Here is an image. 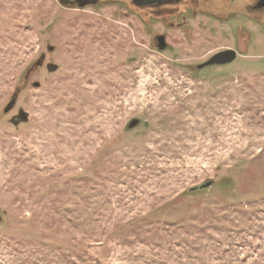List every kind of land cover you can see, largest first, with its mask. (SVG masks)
<instances>
[{"label": "rangeland", "instance_id": "obj_1", "mask_svg": "<svg viewBox=\"0 0 264 264\" xmlns=\"http://www.w3.org/2000/svg\"><path fill=\"white\" fill-rule=\"evenodd\" d=\"M97 1L0 0V264H264V7Z\"/></svg>", "mask_w": 264, "mask_h": 264}, {"label": "water", "instance_id": "obj_2", "mask_svg": "<svg viewBox=\"0 0 264 264\" xmlns=\"http://www.w3.org/2000/svg\"><path fill=\"white\" fill-rule=\"evenodd\" d=\"M97 0H84L82 1L79 5L80 6H84V5H87V4H94L96 3ZM146 2H152V0H146ZM255 8H261V7H264V0H259L255 6ZM155 40H156V44L158 45L159 48L161 49H164L166 48L167 44H166V41H165V37L164 35H157L155 36ZM49 50H52V47H48ZM236 55H237V52L234 50V49H231V48H228V49H225V50H222V51H219L213 55H211L206 61H204L203 63L199 64L197 67L198 68H203V67H206V66H211V65H225V64H229L231 62H233L236 58ZM42 63V58L39 59L38 61H36L32 66H30L25 74H24V80H26L28 78V76L30 75V73L35 69L36 66L40 65ZM47 69L48 71H54L56 69V65L52 64V63H49L47 64ZM34 86L38 87L39 86V83L38 82H35L34 83ZM18 90L16 88V91H14V93L12 94L9 102L7 103V105L4 107V112H7L9 111L15 101H16V97L18 95ZM26 121L27 120V116H26V113L24 112H19L18 113V116L16 117H13L11 119V122L13 124H16L18 121ZM138 123V120H133L130 124H129V127H132L134 125H136ZM209 185V183H204L202 186H200L201 188L203 187H207ZM195 187L191 188L194 189Z\"/></svg>", "mask_w": 264, "mask_h": 264}, {"label": "flooded vegetation", "instance_id": "obj_3", "mask_svg": "<svg viewBox=\"0 0 264 264\" xmlns=\"http://www.w3.org/2000/svg\"><path fill=\"white\" fill-rule=\"evenodd\" d=\"M63 3H66L67 5H77L75 4V2L77 3H80L84 0H61ZM168 1H172V0H152V2H146V0H133V3L134 5H136L137 7H140V8H146L147 7H150V6H153V7H156V6H160ZM98 2V1H97ZM96 2V3H97ZM90 5H93L90 3ZM255 8V7H253Z\"/></svg>", "mask_w": 264, "mask_h": 264}, {"label": "trees", "instance_id": "obj_4", "mask_svg": "<svg viewBox=\"0 0 264 264\" xmlns=\"http://www.w3.org/2000/svg\"><path fill=\"white\" fill-rule=\"evenodd\" d=\"M209 67L211 68V66H207V67H203L201 70H194L193 72L194 73H200L202 70H204V69L206 70V68H209Z\"/></svg>", "mask_w": 264, "mask_h": 264}]
</instances>
